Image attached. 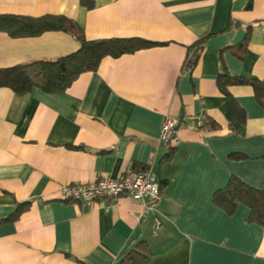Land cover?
<instances>
[{"label":"crops","instance_id":"0c3cea01","mask_svg":"<svg viewBox=\"0 0 264 264\" xmlns=\"http://www.w3.org/2000/svg\"><path fill=\"white\" fill-rule=\"evenodd\" d=\"M90 2L0 0V14H64L88 39L160 43L103 58L62 93L0 87V264H113L139 240L150 248L139 264H264V224L247 219L244 202L227 210L215 201L231 179L264 188V108L249 84L230 85L234 114L217 85L223 72L264 81V0ZM77 48L59 30H0V67ZM199 113L204 127L188 119ZM166 116L184 124L164 143ZM128 167L157 174L155 209L125 196L60 195Z\"/></svg>","mask_w":264,"mask_h":264},{"label":"trees","instance_id":"16d2710c","mask_svg":"<svg viewBox=\"0 0 264 264\" xmlns=\"http://www.w3.org/2000/svg\"><path fill=\"white\" fill-rule=\"evenodd\" d=\"M86 7L91 6L90 0H80ZM0 30L10 36H34L45 31L59 30L70 34L78 43V48L70 53L51 59L39 58L27 62L0 67V87H8L16 93L29 92L38 87L48 93H62L86 71L96 70L105 57H118L141 48L157 45L155 41L142 37H107L88 39L81 26L64 14H43L39 16L21 14H0ZM204 37L198 38L193 45V59H196L204 46ZM243 42L239 47L243 46ZM249 84L258 103L264 108V81L240 75L220 73L217 85L224 95L230 85ZM232 113H240L232 98L229 97ZM207 122L203 121L201 127ZM159 188L160 182H159ZM217 204L230 210L237 202L249 206V221L264 224V188L257 189L239 179H231L229 183L215 194ZM29 204V201L18 203L11 214L16 217ZM150 248L145 240H139L126 249L113 264H139L148 258Z\"/></svg>","mask_w":264,"mask_h":264},{"label":"built area","instance_id":"2783aa9c","mask_svg":"<svg viewBox=\"0 0 264 264\" xmlns=\"http://www.w3.org/2000/svg\"><path fill=\"white\" fill-rule=\"evenodd\" d=\"M188 119L195 127H201L205 114L191 115ZM183 124V120L164 117L159 127V139L164 143L171 141L177 128ZM60 195L86 201L99 198L116 199L125 196L140 202L145 207L155 209L160 196L159 179L150 168L128 167L117 178L100 177L87 183L63 186L60 189Z\"/></svg>","mask_w":264,"mask_h":264}]
</instances>
